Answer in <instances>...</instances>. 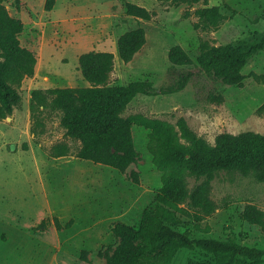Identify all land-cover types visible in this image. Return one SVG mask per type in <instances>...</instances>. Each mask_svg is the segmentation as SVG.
Instances as JSON below:
<instances>
[{"label": "rangeland", "instance_id": "374dc122", "mask_svg": "<svg viewBox=\"0 0 264 264\" xmlns=\"http://www.w3.org/2000/svg\"><path fill=\"white\" fill-rule=\"evenodd\" d=\"M126 2L154 11L155 16L150 21L128 16ZM44 3L3 2L9 14L23 22L20 43L35 54L37 63L34 75L19 87V105L0 121V264H106L98 252L117 245L112 226L123 222L138 227L161 186L160 172L147 151V130L133 127L140 156L125 173L80 160L74 155L79 143L66 137L60 124L62 112L53 107L51 98L44 106L32 105V91L87 86L78 70V57L90 51H109L114 54L109 85L149 81L156 90L151 96L138 94L123 116L141 113L173 124L183 117L210 145L224 132L264 134V112L259 110L264 104V49L243 67V87L224 83L198 64L203 42L231 44L245 51L260 44L264 0H209L224 15L217 29L194 27L199 23L194 10L200 4L184 18L188 6L156 0H56L51 11L44 9ZM138 26L146 32V43L124 63L118 56L117 40ZM176 45L188 53L190 64L178 66L168 60L169 49ZM58 143L67 144L70 155L51 158L49 150ZM132 171L138 174V184L130 177ZM187 181L192 189L201 179L188 177ZM210 197L217 207L214 213L200 222L178 214L180 231L192 238L231 237L242 245L264 247V232L240 216L248 204L264 211V181L252 173L219 171L211 182ZM54 217L62 225L70 219L74 222L57 231ZM45 218L46 227L37 230ZM82 250L87 251L89 262L81 260ZM190 258L211 259L199 249H181L174 263L186 264Z\"/></svg>", "mask_w": 264, "mask_h": 264}, {"label": "trees", "instance_id": "16d2710c", "mask_svg": "<svg viewBox=\"0 0 264 264\" xmlns=\"http://www.w3.org/2000/svg\"><path fill=\"white\" fill-rule=\"evenodd\" d=\"M172 6H188L183 14L188 18L191 8L199 18L195 28L217 29L224 20L219 6H210L209 0H156ZM0 0V121L12 115L21 101L19 87L25 78L35 73V54L21 45L19 36L24 24L21 19L9 14ZM56 0H45L44 9L51 11ZM125 12L135 19L150 21L155 12L130 2L125 3ZM264 18V15L262 16ZM146 43L143 27L131 28L117 40L119 58L130 62ZM264 49L261 43L250 50L231 44H200L198 64L204 71H212L224 83L244 86L246 75L243 67L249 59ZM168 60L173 65L183 66L192 62L188 53L176 45L169 49ZM114 67V54L109 51H90L78 57V70L88 83L85 87H57L43 92L31 93V104L44 106L51 98L53 107L62 112L60 124L65 128L66 137L79 143L74 154L76 158L90 161L125 173L139 159L133 127L147 130V151L152 164L160 172L161 186L154 203L142 213L138 227L117 222L111 232L117 245L103 247L98 256L106 264H175L174 258L181 249H199L210 255L209 261L188 259L186 264H263L264 247L247 246L233 238L216 239L209 237L192 238L177 226L181 221L178 214L200 222L216 210L210 197L211 182L219 171H237L243 175L253 174L264 181V134L244 131L238 134L220 133L213 145L198 136L185 118L170 123L160 118L147 117L136 113L123 116L128 104L138 95L151 96L155 93L149 81H134L127 85H109ZM255 79H263L252 74ZM183 79L182 85L186 82ZM221 100V98H217ZM264 112V104L259 109ZM33 136L36 132L31 129ZM65 143L53 145L48 155L59 158L70 155ZM130 177L139 183L138 174L132 171ZM188 177L201 182L192 189L188 187ZM186 204L188 207H182ZM191 209V211H189ZM241 219L259 227L264 232V211L254 204H248L241 213ZM48 219H43L37 230H44ZM70 219L62 225L53 218L55 229L70 228ZM87 251L82 250L80 258L89 262Z\"/></svg>", "mask_w": 264, "mask_h": 264}, {"label": "bare ground", "instance_id": "6f19581e", "mask_svg": "<svg viewBox=\"0 0 264 264\" xmlns=\"http://www.w3.org/2000/svg\"><path fill=\"white\" fill-rule=\"evenodd\" d=\"M40 56V55H39ZM41 58V57H40Z\"/></svg>", "mask_w": 264, "mask_h": 264}]
</instances>
